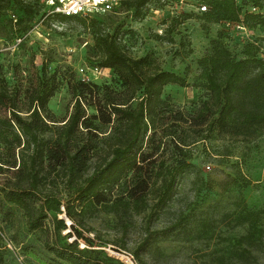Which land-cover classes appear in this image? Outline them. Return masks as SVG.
<instances>
[{
	"label": "rangeland",
	"instance_id": "1",
	"mask_svg": "<svg viewBox=\"0 0 264 264\" xmlns=\"http://www.w3.org/2000/svg\"><path fill=\"white\" fill-rule=\"evenodd\" d=\"M93 18L96 23L87 27L74 19L46 18L42 0H0V70L23 115L37 93L50 94L48 113L61 125L73 110L77 84H118L112 69L100 67L95 39L101 33L116 37L131 57H146L151 69L183 76L186 86L168 84L161 96L166 110L179 109L187 116H195L210 97L200 61L215 45L221 42L243 59L247 45L253 44L252 51L264 58L263 26L244 29L208 22L192 0H152L140 17L120 4ZM38 24L47 33L36 30ZM6 115L9 111L0 106V116ZM177 129L188 139L184 150L190 152L167 205L156 204L159 181L142 212L101 210L87 217L88 230H78L123 264L125 251L137 260L140 251L147 264H264V123L257 136L224 135L217 129L197 132L184 124ZM177 153L172 146L167 150L171 159H178ZM94 165L92 161L89 172ZM6 177L0 173V189ZM250 211L257 213L254 221L245 218ZM53 216L49 214L47 223ZM60 217L66 221V234L71 221ZM46 242V231L30 229L24 210L0 190V264H70L57 258ZM143 243L148 245L142 248Z\"/></svg>",
	"mask_w": 264,
	"mask_h": 264
},
{
	"label": "trees",
	"instance_id": "2",
	"mask_svg": "<svg viewBox=\"0 0 264 264\" xmlns=\"http://www.w3.org/2000/svg\"><path fill=\"white\" fill-rule=\"evenodd\" d=\"M150 1L127 0L121 5L133 8L140 17ZM200 2L208 5L206 12L199 13L208 22L264 27V0ZM49 17L74 19L87 27L96 23L90 17ZM173 29L171 26L168 32ZM95 44L101 54L100 67L112 69L118 84H77L73 110L61 125L48 113L50 94L37 93L23 115L0 70V106L9 111L0 116V173L7 176L0 190L24 210L30 229L46 231V245L57 258L70 264H123L78 228L88 230L87 217L101 210L142 212L159 181L156 204L166 206L179 170L188 166L185 156L190 151L184 150L188 139L177 132L182 124L197 132L217 129L230 136L260 134L264 58L252 51L253 44L247 45L243 59L232 55L225 44L215 45L200 61L210 97L195 116H187L179 109L166 110L161 96L168 84L186 86L183 76L151 69L146 57H131L113 35L98 34ZM252 72H256L253 79L249 77ZM170 146L178 151V159L167 156ZM92 161L95 165L89 172ZM49 214L54 216L47 223ZM62 214L71 221L66 234H62L67 228ZM245 218L254 221L257 213L250 211ZM147 245L143 243L142 248ZM136 256L147 264L140 251Z\"/></svg>",
	"mask_w": 264,
	"mask_h": 264
},
{
	"label": "built area",
	"instance_id": "3",
	"mask_svg": "<svg viewBox=\"0 0 264 264\" xmlns=\"http://www.w3.org/2000/svg\"><path fill=\"white\" fill-rule=\"evenodd\" d=\"M127 0H42L46 10V16L63 15L66 17H90L93 18L98 13L111 12L116 6ZM198 13H204L208 10V5L200 0H192ZM222 1V0H219ZM250 10L257 12L256 7H250ZM227 25H230L227 23ZM239 27L247 29L243 24H237ZM34 28L42 33H47L43 25L38 24ZM21 39L19 38V41ZM97 70H99L97 68ZM124 264H140L136 257L130 252H123Z\"/></svg>",
	"mask_w": 264,
	"mask_h": 264
},
{
	"label": "bare ground",
	"instance_id": "4",
	"mask_svg": "<svg viewBox=\"0 0 264 264\" xmlns=\"http://www.w3.org/2000/svg\"><path fill=\"white\" fill-rule=\"evenodd\" d=\"M67 220H68V222H70L69 219H67Z\"/></svg>",
	"mask_w": 264,
	"mask_h": 264
}]
</instances>
